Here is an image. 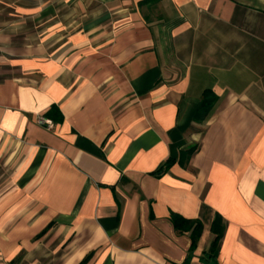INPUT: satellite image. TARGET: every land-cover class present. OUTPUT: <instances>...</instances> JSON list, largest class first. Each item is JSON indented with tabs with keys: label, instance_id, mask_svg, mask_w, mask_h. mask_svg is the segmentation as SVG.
Instances as JSON below:
<instances>
[{
	"label": "crops",
	"instance_id": "0c3cea01",
	"mask_svg": "<svg viewBox=\"0 0 264 264\" xmlns=\"http://www.w3.org/2000/svg\"><path fill=\"white\" fill-rule=\"evenodd\" d=\"M215 215L264 264V0H0V264H207Z\"/></svg>",
	"mask_w": 264,
	"mask_h": 264
},
{
	"label": "trees",
	"instance_id": "16d2710c",
	"mask_svg": "<svg viewBox=\"0 0 264 264\" xmlns=\"http://www.w3.org/2000/svg\"><path fill=\"white\" fill-rule=\"evenodd\" d=\"M214 102H215L214 93L210 89L204 90L201 96V102L199 108L195 113L194 120L196 122L204 121L206 117L209 115V112L211 111ZM197 148H198V144H194L188 146L187 148H184L183 151H185L187 162L188 159L191 157V155L197 150ZM182 158L183 156L181 155V158L179 159V162L181 163H182ZM174 161H175L174 158L171 157L167 158L165 161H163L161 164L158 165V167L152 172V174H154L155 176H160L162 173L168 170V168L172 165ZM171 220L175 229L178 232H182V233L189 232V235L191 237L190 251H192L195 248L196 240L199 237V234L202 229V224L200 223V221L197 219H187L176 214L171 215ZM210 230L214 234V239L212 241L210 249L204 251L203 253L205 254L207 264H216L214 260L215 258L214 252L216 250L218 241L223 232V224L219 215H215L214 219L211 221ZM45 231L46 228L41 233H44ZM80 264H82V262Z\"/></svg>",
	"mask_w": 264,
	"mask_h": 264
},
{
	"label": "built area",
	"instance_id": "2783aa9c",
	"mask_svg": "<svg viewBox=\"0 0 264 264\" xmlns=\"http://www.w3.org/2000/svg\"><path fill=\"white\" fill-rule=\"evenodd\" d=\"M37 123L40 124L41 126L47 128V129L53 128V123L51 122V120L46 119L44 117L37 118Z\"/></svg>",
	"mask_w": 264,
	"mask_h": 264
}]
</instances>
